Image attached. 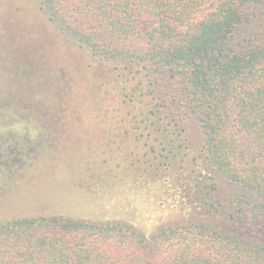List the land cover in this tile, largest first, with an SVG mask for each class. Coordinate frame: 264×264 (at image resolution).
Here are the masks:
<instances>
[{"label":"trees","instance_id":"1","mask_svg":"<svg viewBox=\"0 0 264 264\" xmlns=\"http://www.w3.org/2000/svg\"><path fill=\"white\" fill-rule=\"evenodd\" d=\"M36 4L93 59L124 65L113 82L153 142L143 164L180 222L145 235L116 221L18 218L0 223V264H264V0ZM194 117L202 158L188 154Z\"/></svg>","mask_w":264,"mask_h":264},{"label":"rangeland","instance_id":"2","mask_svg":"<svg viewBox=\"0 0 264 264\" xmlns=\"http://www.w3.org/2000/svg\"><path fill=\"white\" fill-rule=\"evenodd\" d=\"M123 67L67 39L36 0H0V223L61 216L147 235L180 222L143 164L153 142L113 82ZM186 141L202 158L195 117Z\"/></svg>","mask_w":264,"mask_h":264}]
</instances>
